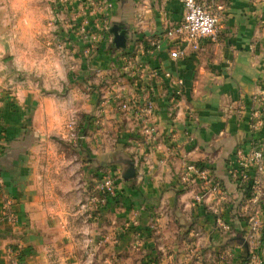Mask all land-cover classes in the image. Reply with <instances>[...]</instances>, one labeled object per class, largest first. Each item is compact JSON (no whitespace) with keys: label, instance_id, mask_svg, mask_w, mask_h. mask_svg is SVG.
<instances>
[{"label":"crops","instance_id":"crops-1","mask_svg":"<svg viewBox=\"0 0 264 264\" xmlns=\"http://www.w3.org/2000/svg\"><path fill=\"white\" fill-rule=\"evenodd\" d=\"M95 1L99 7L88 15H100L89 22L99 44L88 62L70 35L62 58L40 43H0V205L9 198L16 215L10 221L0 212V264H135L150 253L171 261L181 256L179 247L190 248L185 264H247V240L261 244L264 264V171L251 170L258 178L256 201L251 186L243 191L228 176L237 149L264 142V116L259 129L251 127L259 106L254 96L264 84V0H225L216 35L178 58L170 55L173 38L160 37L158 49L147 42L181 18L179 0ZM36 5L21 10L19 26L28 25ZM83 13L75 0L62 26L71 28L72 15ZM114 23L133 35L125 49L109 50L102 41L109 40L102 30ZM58 59L66 83L78 82L61 94L43 90L54 84ZM88 74L93 89H85ZM177 79L183 86L174 105ZM148 94L156 104L151 152L140 139L143 124L117 100L142 102ZM70 122L80 131L78 147L66 138L74 133ZM55 131L59 147L51 139ZM102 160L120 177L130 162L135 175L116 179V194L95 209ZM187 163L208 168L221 190L200 179L182 182ZM254 211L260 229L251 239Z\"/></svg>","mask_w":264,"mask_h":264},{"label":"built area","instance_id":"built-area-1","mask_svg":"<svg viewBox=\"0 0 264 264\" xmlns=\"http://www.w3.org/2000/svg\"><path fill=\"white\" fill-rule=\"evenodd\" d=\"M182 5L183 12L181 18L171 24L161 37H171L176 42L177 47L170 52L171 57L178 58L188 50L196 51L200 47V43L208 38H213L216 35L220 19L225 7L224 0H179ZM160 40L152 42L151 45L155 49L160 47ZM132 61L127 60L130 65ZM152 75L159 76L158 70L152 71ZM163 76L170 78L168 72L163 73ZM177 88L172 92L170 100L176 102V99L182 94L183 82L181 79L176 80ZM118 107L123 111H132L134 116L143 124L144 132L141 136L142 144L146 145L149 152L155 147L156 126L153 121L156 104L150 98L149 94L141 99L142 102L135 101L133 98L119 97ZM254 101L261 107L264 113V84L260 92L254 96ZM263 124V118L259 117L258 108L252 112L251 127L254 130L259 129ZM74 123L70 122V130L73 131ZM70 141L75 144V134L72 132L69 136ZM251 170L255 173L264 171V142L257 141L247 152L237 149L235 151V160L228 168V176L236 183L237 187L246 190L247 186L253 188L251 198L256 201L259 196L257 179L251 175ZM182 182H190L196 179L203 180L211 191L221 190L219 181H216L210 170L198 163H187L183 167L180 174ZM97 181L94 185V192L97 195L98 205H104L109 196L116 194V183L114 174L110 168H100L98 171ZM252 178L254 179L252 181ZM252 183L250 184V182ZM1 184V182H0ZM204 193L201 192L195 196V200L202 201ZM1 214L10 221H15V213L13 205L9 198H3L0 205ZM250 231L248 237L253 238L254 234L260 229L258 211H254L249 216ZM250 261L247 264H262L260 253L256 250L249 251Z\"/></svg>","mask_w":264,"mask_h":264},{"label":"rangeland","instance_id":"rangeland-1","mask_svg":"<svg viewBox=\"0 0 264 264\" xmlns=\"http://www.w3.org/2000/svg\"><path fill=\"white\" fill-rule=\"evenodd\" d=\"M74 1L75 0H0V43H27L28 45L29 43H40L43 49L46 47L53 49L57 51L56 55L62 58L63 43L67 41L70 35L71 40L74 39L76 40L77 43H81L82 45L81 51L85 53L84 55L87 58V62H88L89 60L93 59V57H95L96 52L98 51L97 46L99 44V40L97 39V33L94 30L93 26H90L89 22L95 24L96 20L100 19V15L94 18L89 17L88 11L92 12L93 10H96V8H98L100 4H99V1L97 2L95 0H94L95 3H93L92 0H77V2L81 4L82 7H84L85 13H83V15H81L80 17L79 15H75V16L72 15L71 19H72V23L74 24L72 25L71 28H67V27L62 26V24L65 21L64 17L67 16L66 12L68 11V9L71 10ZM34 4H37L36 6L39 9L38 12L36 14H32V13L30 14V11L28 10V17H27L28 25L19 26L18 22L20 21L21 10L26 9V8L30 9L32 5ZM224 4L226 6L225 0H224ZM52 10H53V13L51 12ZM80 12L82 13V10ZM103 18L104 17H102V19ZM51 22L52 24L50 25ZM81 24L85 26V29H83L84 26ZM111 25L112 24L108 25L107 28L102 30V33L105 34V36L107 35L109 37V40L102 39V41L103 43H108L110 45V47L108 48L109 50L110 49L118 50L119 48H117L113 42V34L110 31ZM163 33L164 32L158 35H154L153 38H150L152 40H149V42L147 43L153 42V39H156V40L161 39L160 37L163 35ZM126 34L128 36L126 43L129 41H132L133 40L132 33L127 31ZM25 50L27 51L28 48H26ZM13 55H14L13 52L11 54L9 53L7 55V59L13 57ZM3 58L1 57V59ZM58 61L59 63L54 65V69H55L54 75L56 78L53 81L54 84L49 85V87L43 86V90L44 91H56L55 92L56 94L57 93L61 94L63 93L62 89H66L69 86L73 87L77 85L78 82H74L73 83L74 85H69L66 83V80L64 78V71H66V66L61 61V59H58ZM11 64L14 66L13 63ZM89 67L90 68L92 67V69H94L93 68L94 65H92L91 63H89ZM45 70H47V68ZM91 71L93 72V70ZM24 77H28L29 79L30 72L28 71V74ZM89 78H90V74H88L86 80H84V82H86L85 89L86 88L93 89V87L95 86L93 82L90 81ZM260 108L261 107H258L259 117H263L264 113H262V110L261 111L259 110ZM73 131L75 134V143H76L75 147H78L79 141H80V138H79L80 131L78 130L77 127ZM69 136L70 134L68 135L66 134V138H68ZM51 139L55 143V145H57L58 147L62 145L61 139L58 138V132L56 131L53 132L51 135ZM110 162L111 161L102 160L101 161L102 165H100V167L110 168L111 171H113V168L110 167L113 163H110ZM119 177H120L119 175H114L115 180L118 179ZM120 178L123 179L122 175ZM97 179L98 178L96 177V181ZM106 203L104 205H101V207H104ZM97 206H98V200H96L95 202V209ZM248 226H249V231H250V224ZM104 241L105 239H103L102 242L99 241L97 243L98 245H100L99 247L103 246ZM249 241L250 240H247V247H249L248 253L252 249L255 251L257 250L259 253L262 252L261 250L262 246L258 241L255 243H253L252 241V244L251 242L249 244ZM133 242L134 244L138 243V239L137 238L133 239ZM137 246H139V244H136V247ZM189 250L190 248H188V250L185 249V253H184V251H182V248L179 247L178 250L177 249L175 250V252H177V255H181V256H175L171 259V261H163L161 260L160 257H158L157 254L152 255V253H150L148 257H146V255L142 256L143 255L142 254L141 256L136 257L135 264H185V263H189L192 257L190 255ZM187 253L189 254L188 257H187ZM110 258L111 256L109 257V260ZM218 259H220V257ZM112 260H114V258H112ZM203 261L206 262V258H204ZM209 261L214 262L213 258H210ZM249 261H250V256L247 255L246 263H249Z\"/></svg>","mask_w":264,"mask_h":264},{"label":"water","instance_id":"water-1","mask_svg":"<svg viewBox=\"0 0 264 264\" xmlns=\"http://www.w3.org/2000/svg\"><path fill=\"white\" fill-rule=\"evenodd\" d=\"M110 31L113 34V42L115 46L119 49L126 48V41H127V34L125 29H121V27L118 24H112L110 27ZM130 169L127 171H124L122 174L123 179H127L130 177H133L135 175V169L132 165V163L129 162Z\"/></svg>","mask_w":264,"mask_h":264}]
</instances>
